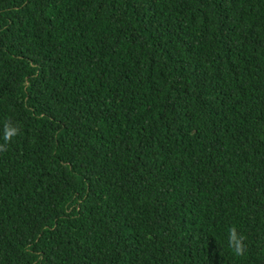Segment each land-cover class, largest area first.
Masks as SVG:
<instances>
[{"label": "trees", "instance_id": "16d2710c", "mask_svg": "<svg viewBox=\"0 0 264 264\" xmlns=\"http://www.w3.org/2000/svg\"><path fill=\"white\" fill-rule=\"evenodd\" d=\"M0 264H264V0H0Z\"/></svg>", "mask_w": 264, "mask_h": 264}, {"label": "clouds", "instance_id": "9594fccd", "mask_svg": "<svg viewBox=\"0 0 264 264\" xmlns=\"http://www.w3.org/2000/svg\"><path fill=\"white\" fill-rule=\"evenodd\" d=\"M9 134H11V133H9Z\"/></svg>", "mask_w": 264, "mask_h": 264}]
</instances>
